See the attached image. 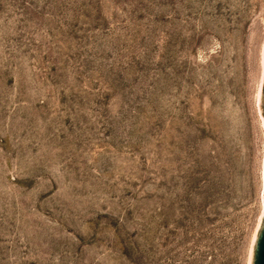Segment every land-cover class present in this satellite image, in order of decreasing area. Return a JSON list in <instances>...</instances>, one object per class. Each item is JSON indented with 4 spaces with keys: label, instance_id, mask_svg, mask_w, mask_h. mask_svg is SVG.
I'll return each instance as SVG.
<instances>
[{
    "label": "rangeland",
    "instance_id": "obj_1",
    "mask_svg": "<svg viewBox=\"0 0 264 264\" xmlns=\"http://www.w3.org/2000/svg\"><path fill=\"white\" fill-rule=\"evenodd\" d=\"M263 66L264 0H0V264H248Z\"/></svg>",
    "mask_w": 264,
    "mask_h": 264
},
{
    "label": "water",
    "instance_id": "obj_2",
    "mask_svg": "<svg viewBox=\"0 0 264 264\" xmlns=\"http://www.w3.org/2000/svg\"><path fill=\"white\" fill-rule=\"evenodd\" d=\"M259 109L264 124V66L259 97ZM263 212L259 219L253 237L251 253L248 264H264V163H263V191H262Z\"/></svg>",
    "mask_w": 264,
    "mask_h": 264
},
{
    "label": "trees",
    "instance_id": "obj_3",
    "mask_svg": "<svg viewBox=\"0 0 264 264\" xmlns=\"http://www.w3.org/2000/svg\"><path fill=\"white\" fill-rule=\"evenodd\" d=\"M208 127V126H207Z\"/></svg>",
    "mask_w": 264,
    "mask_h": 264
}]
</instances>
